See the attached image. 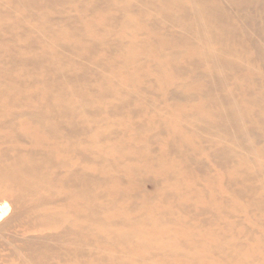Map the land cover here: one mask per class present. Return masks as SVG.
Listing matches in <instances>:
<instances>
[{
  "label": "bare ground",
  "instance_id": "obj_1",
  "mask_svg": "<svg viewBox=\"0 0 264 264\" xmlns=\"http://www.w3.org/2000/svg\"><path fill=\"white\" fill-rule=\"evenodd\" d=\"M0 264H264V0H0Z\"/></svg>",
  "mask_w": 264,
  "mask_h": 264
},
{
  "label": "rangeland",
  "instance_id": "obj_2",
  "mask_svg": "<svg viewBox=\"0 0 264 264\" xmlns=\"http://www.w3.org/2000/svg\"><path fill=\"white\" fill-rule=\"evenodd\" d=\"M145 187H146L147 189H149V190H152V189H153V187H152L151 184H147V185H145Z\"/></svg>",
  "mask_w": 264,
  "mask_h": 264
}]
</instances>
